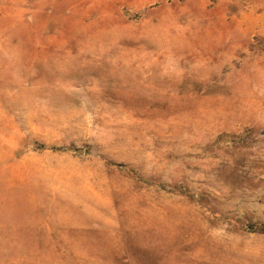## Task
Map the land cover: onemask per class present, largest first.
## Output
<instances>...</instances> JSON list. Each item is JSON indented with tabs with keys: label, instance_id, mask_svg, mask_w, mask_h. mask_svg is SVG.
<instances>
[{
	"label": "rangeland",
	"instance_id": "374dc122",
	"mask_svg": "<svg viewBox=\"0 0 264 264\" xmlns=\"http://www.w3.org/2000/svg\"><path fill=\"white\" fill-rule=\"evenodd\" d=\"M264 0H0V264H264Z\"/></svg>",
	"mask_w": 264,
	"mask_h": 264
},
{
	"label": "trees",
	"instance_id": "16d2710c",
	"mask_svg": "<svg viewBox=\"0 0 264 264\" xmlns=\"http://www.w3.org/2000/svg\"><path fill=\"white\" fill-rule=\"evenodd\" d=\"M261 233H264V227H262V229H261V231H260Z\"/></svg>",
	"mask_w": 264,
	"mask_h": 264
}]
</instances>
